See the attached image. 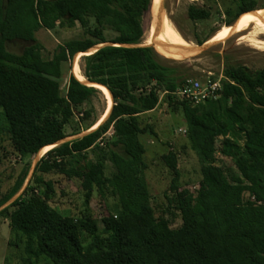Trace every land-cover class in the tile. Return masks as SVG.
I'll list each match as a JSON object with an SVG mask.
<instances>
[{
    "label": "trees",
    "instance_id": "1",
    "mask_svg": "<svg viewBox=\"0 0 264 264\" xmlns=\"http://www.w3.org/2000/svg\"><path fill=\"white\" fill-rule=\"evenodd\" d=\"M204 1L224 4L218 14L228 26L264 2ZM151 6L152 0H0V139L22 159L67 139L76 112L104 95L71 75L63 96L65 64L105 43L141 45ZM211 17V11L189 9L194 22ZM78 25L85 38L60 45L53 59L45 60L36 34ZM216 32L197 44L203 46ZM16 42L33 45L16 55L8 48ZM82 64L84 78L112 94V114L92 134L44 155L30 185L0 212L9 221L10 246L23 247L30 263L47 258L52 264H264V70L226 66L218 98L194 106L175 96L189 80L152 48L107 47L83 57ZM162 96L182 110L187 139L202 165L199 212L193 192L179 184L180 155L174 150L161 161L173 177V197L168 192L166 197L175 212L158 216L150 204L142 136L154 130L142 119L158 109ZM111 131L105 153L100 143ZM219 157L230 160L238 175L229 177ZM108 161L115 168L112 176ZM29 172L28 167L0 200V209L20 194ZM52 174L81 182L79 217L50 205L56 191L45 176ZM96 194L104 210L100 218L91 209Z\"/></svg>",
    "mask_w": 264,
    "mask_h": 264
},
{
    "label": "rangeland",
    "instance_id": "2",
    "mask_svg": "<svg viewBox=\"0 0 264 264\" xmlns=\"http://www.w3.org/2000/svg\"><path fill=\"white\" fill-rule=\"evenodd\" d=\"M224 1L230 3L232 0ZM192 6L211 11V19L205 22L192 21L189 18V9ZM161 7L163 9L162 17L154 34L153 29L151 30V12L145 17V36L141 46L154 44L156 32H158L161 25L168 26L174 35L179 36L190 46L201 48L211 40L213 44V41L227 30H236L245 24L260 22V24L258 23L248 28V30L242 28L239 31H234L232 35L225 37L224 41H218L210 49H203L202 52L194 56H179L175 59H167L165 55L163 57L158 54L162 59L168 61L171 66L179 67L187 80L204 82L210 76L214 79L225 78L224 70L226 66L243 67L253 73L264 70V50L254 43L256 40L264 43V24L262 23L264 21V2H260L255 11L240 20L238 19V22L236 21L230 26L225 25L226 19L224 15L222 14L220 17L218 14L224 12V4L218 6L217 4L207 3L204 0H162ZM214 30L217 32L203 46L197 44L198 40L205 38ZM106 36L108 39L114 38L112 33H107ZM36 38L43 47V58L51 60L60 45H65L73 40L84 39L85 31L79 25L73 29L57 27L54 31L41 30L36 34ZM31 45L33 44L16 42L8 44V48L11 53L22 55L24 50ZM82 60L83 58L77 60L74 58L65 64L62 80L63 96L67 92L71 75L75 74L80 80H85L81 69ZM76 64L81 70L79 75L76 73ZM107 101L105 95L104 98L100 96L94 99L92 103L82 107L81 111L76 112L74 121L66 129L68 139L87 133V128L101 119L104 113L106 114L109 105ZM142 120L143 126L150 125L154 130L153 133L142 136V141L147 149L146 161L149 165V170L146 173V177L152 194L150 204L157 215L160 216L167 211L175 212L166 197V193H169L171 188L173 177L161 161L162 156L167 155L171 150L180 155L179 184L193 192L195 195L194 209L198 212L201 211L197 192L202 180V165L197 155L191 150L187 133H185L187 132V124L182 110L176 109L174 106L171 107L165 97L162 96L158 109L144 116ZM113 136L114 133L111 131L108 137L100 143V147L105 153L109 152L108 142L112 140ZM45 154L46 150L36 157L22 159L6 138L0 139V200L15 187L25 170L29 167V177L19 195L23 194L33 180L36 167L39 164L38 161L42 156L44 158ZM219 161L221 162L220 166L226 170L229 177L238 175L230 160L219 157ZM107 169L108 175L112 176L115 168L110 161L107 162ZM45 180L54 183L56 195L50 202L52 208L64 216L79 217L84 209L81 182L79 180H70L57 174L45 176ZM168 195L170 198L173 197V193ZM114 203V199H109V204L113 205ZM91 209L94 216L99 218L104 212L97 194L91 202ZM180 225L181 221H179L177 227ZM11 240L9 221L5 218H0V264H52L47 258H42L39 262L33 260L30 263L23 247L18 249L10 246Z\"/></svg>",
    "mask_w": 264,
    "mask_h": 264
},
{
    "label": "bare ground",
    "instance_id": "3",
    "mask_svg": "<svg viewBox=\"0 0 264 264\" xmlns=\"http://www.w3.org/2000/svg\"><path fill=\"white\" fill-rule=\"evenodd\" d=\"M156 3L158 4L160 11H159L158 20H157V23L155 25V28H153V34L155 33V30L157 28V25L159 23L160 18L162 17V10H163L161 7L162 0H156ZM258 23L260 24V22H253L250 24H245L236 30L239 31L242 28H244V29L246 28V30H248V28L253 27ZM262 23L264 24V21ZM236 30L232 29V30L225 31V33H223L218 38H216L213 41V43H216L218 41H221V42L224 41L225 37L232 35L233 32ZM156 33H157L156 34V41L154 42V44L151 43L150 45L157 48L161 52V54L163 53L162 55L163 56L165 55L167 58L175 59V58H178L179 56L180 57L194 56L200 51L199 48L190 46L186 41L181 39L179 36L174 35L172 33V31L166 25H161L158 29V32H156ZM254 43L256 45H259L260 48L262 50H264V43L263 42L256 40V41H254ZM76 73L78 75L81 73L80 67L77 64H76ZM81 81H84V80H81ZM101 90L104 93V95L106 96V99L108 100L107 102L109 104L106 114L102 117V119L100 121V122H104V120L107 118V116L110 113V110L112 108V97L106 89H101ZM97 126L98 125H96L94 128H96ZM52 149H53V147L46 149V153L51 151Z\"/></svg>",
    "mask_w": 264,
    "mask_h": 264
},
{
    "label": "water",
    "instance_id": "4",
    "mask_svg": "<svg viewBox=\"0 0 264 264\" xmlns=\"http://www.w3.org/2000/svg\"><path fill=\"white\" fill-rule=\"evenodd\" d=\"M163 6V5H162ZM159 11H160V8H159V6H158V4L156 3V0H152V6H151V10H150V12H151V15H152V28H151V30L153 29V28H155V25H156V23H157V20H158V15H159ZM250 14V13H249ZM246 15H248V14H245V15H243L242 17H244V16H246ZM241 17V18H242ZM240 18V19H241ZM239 19V20H240ZM212 41V40H211ZM211 41H209V42H207L203 47H201V48H199L200 49V51L199 52H202L203 51V49H210L214 44H216V43H213L212 44V42ZM107 47H124V48H127V49H137V48H152V49H154L155 51H156V53L157 54H159L160 56H163L155 47H153L152 45H149V46H141V45H117V44H114V43H105V44H102V45H99V46H97V47H95V48H93L91 51H89L88 53H80V54H78L76 57H75V60H77V59H79V58H83V57H86V56H89V54H95V53H97V52H99L100 50H102V49H104V48H107ZM198 52V53H199ZM197 53V54H198ZM196 54V55H197ZM163 57H165V56H163ZM165 58H167V57H165ZM167 59H170V58H167ZM74 76H75V74H74ZM75 78L77 79V80H79L76 76H75ZM82 84H84V85H86V86H88V87H92V88H95V89H98L99 91H101L102 92V90L101 89H106L109 93H110V91L106 88V87H104V86H102V85H99V84H93V83H89L86 79L84 80V81H81V80H79ZM110 95H111V97H112V108H111V110H110V113L108 114V116H107V118L104 120V122H99L97 125V127L96 128H93L92 130H90V131H88L87 133H85V134H83V135H80V136H78V137H75V138H72V139H65V140H63V141H61V142H59V143H57L56 145H53L52 147H53V149H55V148H58V147H60L61 145H64V144H67V143H70V142H73V141H76V140H80V139H83V138H85V137H87L88 135H90V134H92L93 132H95L97 129H99V127L101 126V125H103L109 118H110V116H111V114H112V111H113V107H114V99H113V96H112V94L110 93ZM42 158H43V156L41 157V159L38 161V163L42 160ZM22 195V194H21ZM21 195H17L13 200H11L8 204H6L3 208H1L0 209V212L2 211V210H4L5 208H7V207H9L10 205H12Z\"/></svg>",
    "mask_w": 264,
    "mask_h": 264
},
{
    "label": "built area",
    "instance_id": "5",
    "mask_svg": "<svg viewBox=\"0 0 264 264\" xmlns=\"http://www.w3.org/2000/svg\"><path fill=\"white\" fill-rule=\"evenodd\" d=\"M224 79V77L214 79L210 76L204 82L200 80L188 81L178 90L175 96L181 101H185L194 106L205 104L209 100L218 98V93L222 90V81Z\"/></svg>",
    "mask_w": 264,
    "mask_h": 264
}]
</instances>
